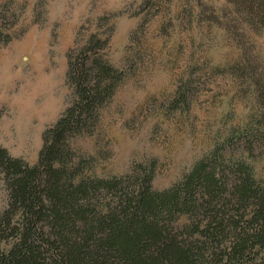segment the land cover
<instances>
[{"label": "rangeland", "instance_id": "374dc122", "mask_svg": "<svg viewBox=\"0 0 264 264\" xmlns=\"http://www.w3.org/2000/svg\"><path fill=\"white\" fill-rule=\"evenodd\" d=\"M250 3L0 0V147L37 163L43 133L73 101L69 61L95 36L117 73L90 124L60 147L77 179L177 191L200 164L236 163L262 179L264 30ZM6 203L0 170V215Z\"/></svg>", "mask_w": 264, "mask_h": 264}, {"label": "trees", "instance_id": "16d2710c", "mask_svg": "<svg viewBox=\"0 0 264 264\" xmlns=\"http://www.w3.org/2000/svg\"><path fill=\"white\" fill-rule=\"evenodd\" d=\"M248 13L264 30V0H251ZM101 43L90 37L70 59L73 101L43 133L37 163L0 147V264H264V170L257 180L243 163L200 164L181 190L153 192L149 181L77 179L63 163L67 137L112 94L117 72L97 52Z\"/></svg>", "mask_w": 264, "mask_h": 264}]
</instances>
